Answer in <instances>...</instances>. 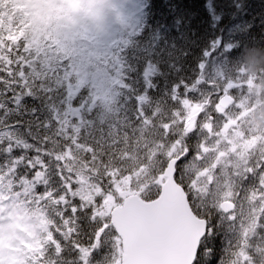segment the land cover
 Instances as JSON below:
<instances>
[{"label": "snow or ice", "instance_id": "6c2138e0", "mask_svg": "<svg viewBox=\"0 0 264 264\" xmlns=\"http://www.w3.org/2000/svg\"><path fill=\"white\" fill-rule=\"evenodd\" d=\"M96 2L41 47L0 27V236H33L26 264H264V150L221 135L253 107L252 25L201 45L153 30L146 0Z\"/></svg>", "mask_w": 264, "mask_h": 264}, {"label": "trees", "instance_id": "16d2710c", "mask_svg": "<svg viewBox=\"0 0 264 264\" xmlns=\"http://www.w3.org/2000/svg\"><path fill=\"white\" fill-rule=\"evenodd\" d=\"M146 4L148 23L153 30L159 29L169 39L177 38L181 33H195L204 45L221 31L230 30L234 24L252 25V39L234 61V69L242 70L241 74L249 85L250 95L246 103L253 107L244 112L246 119L242 127L233 128L237 122L230 121L221 135L231 145V152L244 150L252 155L264 150V46L260 44L264 39V0H146ZM0 9L3 10L0 12V27L11 30L16 38L29 34L34 47H41L45 39L52 36L75 33L79 19L76 5H66L60 0H2ZM217 16H222V19L214 24ZM14 19H18L22 26L19 33L12 28ZM177 21L180 22L179 32L176 31ZM72 38L75 40V35ZM78 42L92 43L87 35L82 34ZM177 43H180L179 39ZM199 111L197 107L195 114L190 113L189 123L195 120ZM30 236L13 254L15 262L12 264H26L27 259L34 255L36 241ZM232 238H239L241 245L246 246L241 229L237 228ZM0 264L9 262L0 257Z\"/></svg>", "mask_w": 264, "mask_h": 264}, {"label": "rangeland", "instance_id": "374dc122", "mask_svg": "<svg viewBox=\"0 0 264 264\" xmlns=\"http://www.w3.org/2000/svg\"><path fill=\"white\" fill-rule=\"evenodd\" d=\"M62 2H64L66 5L69 4H74L76 5V7L78 8V11L80 10V8L83 7H88L89 4V0H60ZM115 3H120V0H114ZM95 7L97 9H105L108 7L107 4L103 3L102 0H97V2L95 3ZM197 111V107L192 108L191 113L195 114V112ZM193 116V115H192ZM22 232V230H21ZM31 234L27 235L24 237L23 240H19L17 239L15 236H9V235H4V236H0V257L7 262H9V264L14 263V259H13V254L15 253V251L21 247V245L25 244V242L30 239Z\"/></svg>", "mask_w": 264, "mask_h": 264}, {"label": "water", "instance_id": "95a60500", "mask_svg": "<svg viewBox=\"0 0 264 264\" xmlns=\"http://www.w3.org/2000/svg\"><path fill=\"white\" fill-rule=\"evenodd\" d=\"M200 227H201V230H202V223L200 224ZM125 259H126V261H128V264H131V257L126 255Z\"/></svg>", "mask_w": 264, "mask_h": 264}]
</instances>
